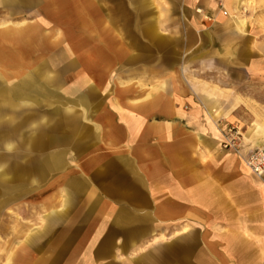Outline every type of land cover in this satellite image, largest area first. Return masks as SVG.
<instances>
[{"label": "bare ground", "instance_id": "1", "mask_svg": "<svg viewBox=\"0 0 264 264\" xmlns=\"http://www.w3.org/2000/svg\"><path fill=\"white\" fill-rule=\"evenodd\" d=\"M116 1L0 0V14H3L0 18V79L4 81L0 82V212L23 197L36 191L40 193L38 190L43 186L40 205L45 212L46 230L48 224L65 220L69 214L67 207L76 197L88 192V199L92 198L96 192L89 176L83 174L80 181V177L69 175L73 169L83 173V167L88 166L87 155H78L88 139L83 121L92 123V113L107 98L122 117L127 113L146 116L162 108L171 118L153 120L146 128L166 127L173 133L166 135L164 141L171 144L175 132L193 133L192 140L177 136L182 139L180 150L172 148L170 157L186 166L190 161L188 157L196 153L200 129L192 131L189 122L181 121L180 108L173 101L161 106L159 98L163 94L157 93L155 97L146 93L138 81L130 78L136 70L130 69L131 60L127 61L135 42L139 44L147 37L157 40L159 27L167 29L175 25L169 21L173 19V6L167 5L166 0H125L134 6L130 15V9L115 6ZM99 2H104L105 8L102 9ZM240 6V0H228L229 11L223 15L239 19L235 23L230 19L228 23L236 26L242 37L245 22L239 15ZM6 19L34 20L16 23ZM59 19L70 21L63 26ZM108 19H125L119 22L120 32L112 29L113 24ZM128 19H137L131 32L127 30L131 27ZM244 43L249 42L244 39ZM121 56L124 65L119 67L117 59ZM187 59L190 63L192 57ZM174 65L171 63L172 67ZM122 74L130 79L122 82ZM189 76L203 93L213 95V100L206 96L203 99L211 109H216L217 100L224 92ZM113 78H117L114 85ZM138 126L140 130L143 125ZM261 129L264 132V128ZM105 133L103 135L108 137ZM103 135L97 132L95 139L101 141ZM115 144L111 137L105 141L111 151L117 152ZM120 159L127 162L126 158ZM81 163H85L84 166ZM131 170L133 174L136 172ZM143 177L146 176L139 179L142 184ZM208 187V183L200 180L197 192L204 193ZM108 214L109 210L105 215ZM18 220L15 216L12 218L14 228L19 227ZM34 231L27 235L24 245L21 243L9 251L6 264L24 262L21 252L28 250L25 246L33 245L35 239L42 237L40 232ZM212 231L216 233L218 229ZM179 235L177 232L172 237ZM172 237L159 234L152 243ZM249 237L251 235L244 230L225 234L226 246L222 248L217 242L208 246L213 256L208 264H264V249L252 245Z\"/></svg>", "mask_w": 264, "mask_h": 264}, {"label": "crops", "instance_id": "2", "mask_svg": "<svg viewBox=\"0 0 264 264\" xmlns=\"http://www.w3.org/2000/svg\"><path fill=\"white\" fill-rule=\"evenodd\" d=\"M173 23L181 26L178 33H175V29L169 30L172 27H159V38L153 40L147 37L139 44L135 42L127 61L131 60L130 69L142 73L140 84L146 93L155 97H158L157 93L163 94L159 98L161 106L167 101H173L180 108L181 121L189 122L192 131L200 129L197 135L198 148L194 155L188 157L189 163L185 166L171 158L170 154L173 153L172 148L180 150L179 142L182 139L177 136L192 140L195 137L193 133L182 130L180 133L175 132L176 137L171 144L164 140L166 135L173 132H162L165 130L163 126L153 130L146 128V124L153 120L165 121L171 118L162 108L146 116L127 113L126 117H122V114L111 109L102 113L99 106L91 115L92 123L83 121L88 139L78 155H87V167L93 164L101 168L100 179L106 178L107 168H119L118 176L109 175L111 182H102L96 190L92 180V188L98 194L95 193L91 199L87 196V199L91 201L96 197L98 201H94L85 213L99 220H102L101 217H109L116 226L108 246L113 248V256L118 262L136 260V251L146 247L154 236L163 234L160 233L162 225L184 219H188L190 224L195 223L197 215H200L198 212L211 217V220L213 215L225 216L226 220L221 224L229 225L233 231L264 232V203L255 197L249 203L240 187L245 184V177L242 174L240 178L235 177L226 172L224 164L220 163L223 156L217 144L212 141L217 127L225 129V133L230 128L238 127L249 136L252 145L264 148V132L261 129L264 128V63L254 62L257 55L253 54L252 49H245L244 38L238 33L218 35L219 32L211 24L198 17L186 20L181 16ZM190 40L194 41V45L188 48ZM216 43H221V46L215 48ZM188 56L192 57L190 63L186 60ZM171 63L175 65L172 67ZM202 72H227L228 79L219 81L218 75L211 74L202 79L199 78ZM189 74L197 81L224 92L217 100L219 104L216 109H211L203 99L204 96L212 99L213 95L203 93L192 83ZM152 76L157 85L150 92L143 77L149 80ZM0 82L4 81L0 79ZM104 104L109 105L107 101ZM182 104L189 106L188 112L182 111ZM104 118L108 119L103 125L96 122ZM121 119L125 120L123 133L118 124ZM196 120L207 121L209 128L207 124V129L202 133V129L195 125ZM138 125H143L140 130ZM97 132L101 135L107 132L105 134L108 137L103 135L100 136L103 138L101 141L97 140ZM110 137L116 142L115 148L119 151H111L105 145L106 139ZM121 157L126 158L127 162L123 163ZM131 168L136 171L134 174ZM142 175L146 176L142 178L143 184L139 182ZM200 180L209 186L201 194L197 192ZM250 182L254 185L255 193L264 194V178L260 182L251 178ZM259 183L261 186L257 191L256 185ZM106 193L115 196V200L112 197L107 200ZM107 210L110 215H105ZM127 224L133 226L130 231L125 230ZM222 229L225 228H219L218 232ZM249 240L257 248L264 249V243L252 241L250 237Z\"/></svg>", "mask_w": 264, "mask_h": 264}, {"label": "rangeland", "instance_id": "3", "mask_svg": "<svg viewBox=\"0 0 264 264\" xmlns=\"http://www.w3.org/2000/svg\"><path fill=\"white\" fill-rule=\"evenodd\" d=\"M166 3L167 5L171 4L174 9L173 19H169L171 22L179 20L181 16L186 20L198 17V19H202L211 24L213 28L216 29L215 31L219 32L218 35L225 36L230 32L238 33V30L235 29L236 26H230L228 22L232 19L233 23H235L239 21V19L233 16L228 17L225 14L223 15L224 12L229 11L227 8L228 0H166ZM240 3L241 11L239 15L241 16V20L245 22L244 31H241V33L243 32L242 37L249 42L244 44L245 49H252L251 51H253V54L257 55L254 57V62L264 63V0H240ZM114 4L121 9H130V15H133V4L129 5L125 0H118ZM99 5L102 9L105 8L104 2H99ZM199 10L201 13L198 14L197 11ZM2 17L3 14H0V18ZM6 20L21 22L34 19ZM108 20L113 24V26L111 25L112 29L120 32L121 25L119 22L123 23L125 19ZM136 20L137 19H128L131 25V27L127 29L129 32L133 31L132 25ZM59 21L64 26L66 22L70 20L59 19ZM169 30H174L175 33H178L177 31L181 30V26L178 27L175 25ZM188 43H190L188 48L194 45V41L190 40ZM208 43L206 48L209 46ZM220 44L216 43L214 45L215 48H219L221 46ZM181 46L182 45H180V47ZM234 58L233 56L232 59ZM117 61L119 67L124 65V57H119ZM246 63H248L247 60ZM35 66L36 65H34V67ZM119 67H114V69ZM210 74L218 75L219 81H226L228 79L226 77L228 74L227 72H202L199 78L206 79ZM146 77H143L144 82L146 87H148L147 89L151 92L153 86L157 85V81L153 76L149 78V80L147 79L148 77ZM166 77H172V75H167ZM130 78L140 83L142 73L136 71L132 73ZM129 79L126 78V75H121L122 82L128 81ZM116 80L117 78L111 80L113 85ZM165 88H167V85H165ZM105 101H107L109 105H105ZM110 103L108 98L105 99L100 104L101 109L99 110L102 113L109 111V109L114 111ZM182 111L188 112L189 106L182 104ZM107 119L108 118H104L100 122H96L103 125V122L105 123ZM121 120L122 121L118 120V124H120V131L123 133L125 120ZM165 120L167 121L168 119ZM195 122V125L200 127L202 133H204L205 128L207 129V121L196 120ZM209 126L208 124V128ZM213 126L215 127V125ZM235 128L239 132V139L237 141L239 146L235 149L225 148L226 137L231 128L227 133H225V129L221 130V127L215 129L216 134L213 135L214 138L212 141L217 144L218 151H220L223 156L220 163L224 164V167L227 169L226 172L230 175L240 178L242 174L243 177H245V184H241L240 187L243 189L244 195L248 198L249 203L253 201L254 197L258 201L264 203V194L259 192L255 193L253 188L254 185L252 186L250 182L251 178L256 180V182H260V179L264 178V176L258 177L254 175L248 170L245 164L249 153L255 150L264 151V148H262L261 145H252L249 136L243 134L242 129L238 127ZM162 132L167 133L168 130L165 129ZM81 164L83 166V163ZM83 168V173H79L77 169H73L72 174L69 176L80 177V179H78L80 181H83V174L89 176L91 180H93L95 190L102 182L106 184L111 182L109 175H119V168L109 167L107 168L108 172L105 173L107 175L106 178L100 179L99 177L102 175L100 174L101 168L93 166V164H90L87 168H85V166ZM120 176H123V173H120ZM260 186V183L256 185L257 191L260 189ZM43 189L44 187L41 186V189L38 190L40 193H36V191L29 196L23 197L16 202L15 205H9L0 212V264H6L9 251H12L21 243L24 245L27 235L33 230H35L34 232H40L42 237L35 239L36 241L33 245L25 246L28 250L21 252V257H23L24 260L22 264H208L213 261V256L208 246L210 244L212 246V243L217 242L220 244V247L223 248L227 244L223 236L233 232L229 225L221 224L222 221L226 220L225 216L220 217L219 215H213L211 220V217H206L203 213L198 212L200 215H197L195 223L192 222L190 224L187 221L188 219H184L162 225L163 230L160 233H163L167 238L172 237L177 232L180 233L179 236L172 237L170 240L159 244H153V239H150L146 247L136 251V260L133 262H128V260L126 262H118L113 256V248L108 246L110 243L109 238L112 236L116 226L111 223V219H108L109 217H101L102 220H99L96 219V217L85 214L89 207H92V203L98 201L96 197L91 201L87 199L88 195L86 193L76 197L73 203L69 204L67 207L69 209V214L65 217V220L48 224L45 230L46 221L43 220L45 212L41 209L40 205L43 197L41 190ZM96 194H98L97 191ZM111 197L114 201L115 196L106 193L107 200H110ZM46 214H48V212ZM14 216L18 217V221H20L19 227L17 228H14V223L12 222ZM217 221H219V223ZM125 227L126 231H130L133 228L132 225L128 226V224ZM213 228L225 229L215 233L212 231ZM94 230L96 231L94 232ZM248 232L251 234L250 239L252 241L264 243V232Z\"/></svg>", "mask_w": 264, "mask_h": 264}, {"label": "built area", "instance_id": "4", "mask_svg": "<svg viewBox=\"0 0 264 264\" xmlns=\"http://www.w3.org/2000/svg\"><path fill=\"white\" fill-rule=\"evenodd\" d=\"M239 139V132L236 128H231L226 137L225 148L235 149L239 146L237 143ZM246 165L248 169L256 176H264V151L255 150L249 153L246 158Z\"/></svg>", "mask_w": 264, "mask_h": 264}]
</instances>
